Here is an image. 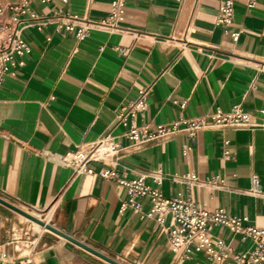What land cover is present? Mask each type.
Instances as JSON below:
<instances>
[{"label":"crops","instance_id":"0c3cea01","mask_svg":"<svg viewBox=\"0 0 264 264\" xmlns=\"http://www.w3.org/2000/svg\"><path fill=\"white\" fill-rule=\"evenodd\" d=\"M112 1L33 5L54 20L43 32L24 31L31 53L0 89V264H180L164 228L147 217L151 198L136 200L141 211L124 208L130 194L120 181L142 176L166 199L189 194L205 209H223L245 226L264 228L262 130L207 128L195 140L179 133L140 145L122 136L126 128L116 118L123 104L152 86L137 128L153 131L236 106L260 122L264 0L252 8L250 0H235L229 28L216 25L223 0H128L123 32L97 25L109 17ZM110 133L121 146L118 154L104 162L65 163L71 155L90 153ZM226 152L234 159H225ZM107 171L116 179L104 178ZM187 175L201 182L220 178L225 187L189 190L182 180ZM157 176L163 178L160 186ZM254 176L259 196L248 193ZM18 210L49 215L48 223L40 226ZM212 235L235 254L251 249L227 228H214ZM182 264L217 263L198 255Z\"/></svg>","mask_w":264,"mask_h":264},{"label":"built area","instance_id":"2783aa9c","mask_svg":"<svg viewBox=\"0 0 264 264\" xmlns=\"http://www.w3.org/2000/svg\"><path fill=\"white\" fill-rule=\"evenodd\" d=\"M38 0H15L6 7L0 5V15L6 13L7 20L0 18V89L8 75L14 76L16 72L26 65L25 56L31 53L29 43L23 37L25 30L36 28L43 32L44 29L54 19H49L38 14L33 8ZM41 3H49L51 0H39ZM128 0H113L109 17L101 21L99 26L110 31L123 32L120 26L126 12ZM255 0H250L248 7L252 8ZM235 0H223L216 25L229 28L234 24ZM55 17H60V12H54ZM65 24L59 23L58 28ZM68 30H73L74 25H66ZM88 32V27L81 28L79 37H83ZM241 30L232 36L235 40L239 38ZM152 86L139 91L136 100L123 104L116 115L118 125L126 128L122 134L136 144H146L155 140H168L184 133L189 139L195 140L198 132L211 128L216 130H256L264 132V110L260 111V122L255 123L252 116L245 112L241 106L234 107L230 112L217 110L209 116L194 120H181L169 125L150 130L148 126L137 128L134 126L136 120L143 116L148 109L149 97ZM210 120L211 122H208ZM112 134H108L100 140L97 146L80 161L69 162L67 157L65 163L79 164L81 161L104 162L110 155L118 154L121 146L114 141ZM105 147V148H104ZM105 149L104 151H102ZM191 147L183 150L187 155ZM79 154V153H78ZM225 159H234V155L226 152ZM106 179H116L114 172H105ZM146 176L132 181L121 180L120 183L128 188L130 194L129 204L137 211H141V206L136 203L138 198L150 197L152 207L147 214L148 218L164 228L167 235L169 248L175 260L182 264L192 260L195 256L204 255L209 261L217 264H264V228L245 226L242 219L228 215L223 209L208 210L198 204L191 195L183 193L178 196L166 199L162 196L157 187L146 184ZM163 178L157 176L155 183L162 184ZM187 188L190 190L194 186H210L221 190L225 187L224 180L215 178L209 182H201L196 175L184 176L182 178ZM252 196H259L260 186L258 177L252 178V187L248 192ZM48 223V222H47ZM227 228L235 235L241 236L243 241L251 244V249L246 255H238L232 249L226 248V243L212 235L214 228Z\"/></svg>","mask_w":264,"mask_h":264},{"label":"bare ground","instance_id":"6f19581e","mask_svg":"<svg viewBox=\"0 0 264 264\" xmlns=\"http://www.w3.org/2000/svg\"><path fill=\"white\" fill-rule=\"evenodd\" d=\"M0 18L2 19V20H7V14L6 13H4V14H2V15H0ZM105 148V147H104ZM105 149H103L102 151H104ZM89 152H85V151H82V152H80L79 154H74V155H71V156H69V158H68V161L69 162H73V161H80L83 157H85L87 154H88ZM37 218V217H36ZM34 223H36V222H34ZM36 224H38V223H36ZM38 225H40V224H38ZM41 226V225H40Z\"/></svg>","mask_w":264,"mask_h":264},{"label":"water","instance_id":"95a60500","mask_svg":"<svg viewBox=\"0 0 264 264\" xmlns=\"http://www.w3.org/2000/svg\"><path fill=\"white\" fill-rule=\"evenodd\" d=\"M11 207H12V206H11ZM12 208H14V207H12ZM14 209H16V208H14ZM16 210H17V209H16ZM18 211H19L20 213H22L24 216H26V217L32 219L33 221L37 222L38 224L43 225V222H42L41 220H39V219H37V218H35V217H33V216L27 214L26 212L21 211V210H18ZM111 262H112L113 264H117L116 262H113V261H111Z\"/></svg>","mask_w":264,"mask_h":264},{"label":"rangeland","instance_id":"374dc122","mask_svg":"<svg viewBox=\"0 0 264 264\" xmlns=\"http://www.w3.org/2000/svg\"><path fill=\"white\" fill-rule=\"evenodd\" d=\"M32 213V212H31ZM42 216H41V218H39V217H37V219H39V220H41L42 222H44V223H47L44 219H46V217L47 216H49V215H44V214H41ZM33 217H35V216H33ZM36 218V217H35ZM37 229H38V227H36ZM44 230V229H43Z\"/></svg>","mask_w":264,"mask_h":264}]
</instances>
